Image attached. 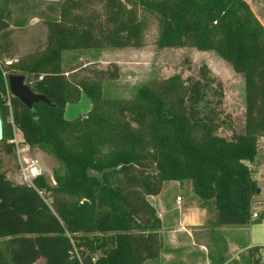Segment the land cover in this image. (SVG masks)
<instances>
[{"label": "trees", "instance_id": "16d2710c", "mask_svg": "<svg viewBox=\"0 0 264 264\" xmlns=\"http://www.w3.org/2000/svg\"><path fill=\"white\" fill-rule=\"evenodd\" d=\"M29 0L0 1V38L15 9ZM40 13L46 46L0 65V114L4 150L12 136L9 119L30 149L56 160V188L42 176L13 185L1 172L0 264H145L161 253L160 221L149 197L167 181H191L200 207L214 214L210 227L246 226L258 195L250 163L264 138V26L246 0H61ZM139 7L160 20L159 48L214 51L244 82V128L229 138L223 91L215 84L211 107L201 108L206 67L198 77L181 75L146 82L132 98L102 97L113 70L86 69L93 77L68 80L59 68L62 52L139 49L144 23ZM56 14V19L51 16ZM51 19V20H50ZM15 23V22H14ZM86 68V67H85ZM84 68V69H85ZM3 74L43 77L31 87L55 106L28 110L7 94ZM90 102L85 115L67 122L64 109ZM9 101L11 114L6 102ZM261 221V220H260ZM250 264H264V246H252ZM263 256V261L260 258Z\"/></svg>", "mask_w": 264, "mask_h": 264}, {"label": "rangeland", "instance_id": "374dc122", "mask_svg": "<svg viewBox=\"0 0 264 264\" xmlns=\"http://www.w3.org/2000/svg\"><path fill=\"white\" fill-rule=\"evenodd\" d=\"M1 1V0H0ZM249 4L253 14L258 18L261 24L264 26V0H246ZM55 4V2H51ZM51 3L43 1L30 0V8L25 12L15 9L13 20H20L27 22L29 17L39 16ZM56 14L51 16V19H56ZM138 18L144 23L143 31V44L139 49L134 48H105V50H70L62 52L61 57L63 61L59 68L60 72L70 81L74 78L77 80L93 77L91 74H87L85 71L88 68H94L97 70L106 69L113 70L112 66L116 65L120 73L118 80H106L102 83V97L113 98V99H124L132 98L139 91L141 86L150 80L166 79L172 76L181 75L182 78L187 77H198L199 69L206 67L209 71V77L214 79L212 84L203 83V94L204 97L202 102L199 104L201 108L211 107L215 101L213 91L215 90V84L220 83L223 91L222 98V111L224 118L228 115L229 122L232 123L231 128H221L218 134L229 138L232 134V130L239 133L244 128V95L245 87L243 78L232 70L231 66L226 63L220 56L214 51H200L196 48H176V49H162L159 48V33H160V20L149 10L139 7ZM50 19V20H51ZM41 20V19H40ZM17 34V41H19V54L17 58L33 52L36 49H44L46 46L44 40V33L36 28L34 32L30 33L26 30H19ZM24 31V32H23ZM27 38L33 39L35 42L30 47L24 48ZM17 61V60H16ZM7 59H3L0 55V65H9L12 62ZM86 67V68H85ZM85 68V69H84ZM258 147L260 152L257 156L261 158L258 162L249 165L253 178L255 179L257 186L258 183L261 185V189H264V138L259 139ZM27 157L31 156L38 159L39 164L43 171V179L53 188H56L57 181L56 175L62 173L60 164L54 160L50 155L42 152L40 149H30L29 154L26 153ZM0 158L2 161L1 172L5 173L6 179L13 185L16 183L12 180L15 172L18 171V161L16 155L13 153L7 154L4 150L3 143H0ZM252 168H251V167ZM175 181H167L163 183L165 190L168 195H175L177 190L167 187ZM177 183L183 185L184 191L193 195V200L199 204V200L193 194V185L191 181L185 180ZM165 184V185H164ZM162 186V188H163ZM182 187V188H183ZM163 188V189H164ZM162 191V190H161ZM179 195V194H177ZM180 196V195H179ZM149 202L155 203V197L151 196L148 198ZM255 208L258 211L260 220H264V197L258 201H255ZM210 221H213L214 214H210ZM258 221V220H256ZM251 228L256 230V235L260 241L264 238V221L258 224H253ZM248 226V225H247ZM246 226V228H247ZM161 251L168 248L169 244L166 239L160 235ZM43 258L38 264L43 263ZM147 263V262H146Z\"/></svg>", "mask_w": 264, "mask_h": 264}, {"label": "crops", "instance_id": "0c3cea01", "mask_svg": "<svg viewBox=\"0 0 264 264\" xmlns=\"http://www.w3.org/2000/svg\"><path fill=\"white\" fill-rule=\"evenodd\" d=\"M35 1L56 3L61 0ZM36 28L44 33L43 38L46 43V26L38 16L29 17L23 24L20 20L9 24L5 29L7 33L0 38V55L3 59H7V63L18 59L20 43L17 41V34L21 32L19 30H26L30 34ZM23 37L27 41L24 48L34 44L35 41L30 36L29 38L26 35ZM259 152L260 149L257 153ZM255 158V161L250 164L261 160L257 155ZM170 184L166 188L176 189V194L168 195L165 186H163L164 189L162 188L160 194L154 196L155 203H152L160 221V235L165 239L167 236L169 246L163 252L161 251L158 258L147 260L145 264H250L249 251L252 246H264V238L260 241L256 230L251 227L264 220L246 225L247 228L246 226L212 228L208 224L209 212L193 200V195L184 191L185 187L181 183ZM258 189L259 194L253 198L251 203V207L254 205V208L255 201L264 197V189L262 191L260 183H258ZM251 207V212H258ZM40 260L35 264H38ZM42 264H44V260Z\"/></svg>", "mask_w": 264, "mask_h": 264}, {"label": "built area", "instance_id": "2783aa9c", "mask_svg": "<svg viewBox=\"0 0 264 264\" xmlns=\"http://www.w3.org/2000/svg\"><path fill=\"white\" fill-rule=\"evenodd\" d=\"M6 84L8 83V78L3 74ZM43 79L42 76L35 78H27L26 84L31 88L35 82L41 81ZM8 88V84H7ZM7 94H9V90L7 89ZM6 105L8 107V110L11 114V106L9 101L6 102ZM10 128L12 129V136L6 140V144L13 148V152L17 157V161L19 164L18 171L15 172L12 180L16 183L15 185H26L34 189L39 195H41V192L38 190V188L35 185V180L43 175V171L41 168V164H39L38 159H35L34 157H27L30 152V147H28L24 143V139L22 137L21 131L16 129V127L13 124L12 118L9 119ZM27 155V156H26ZM179 201V199H178ZM259 218V215L257 212H251L250 221L256 220ZM261 261H263V256L260 258Z\"/></svg>", "mask_w": 264, "mask_h": 264}, {"label": "water", "instance_id": "95a60500", "mask_svg": "<svg viewBox=\"0 0 264 264\" xmlns=\"http://www.w3.org/2000/svg\"><path fill=\"white\" fill-rule=\"evenodd\" d=\"M27 77L24 75H10L8 77V90L14 98L19 100L28 110H33L37 103H43L48 107H54L45 95L34 93L31 88L25 83ZM90 102L85 96L81 95V100L76 103H71L65 107L63 118L67 122H72L77 118L85 115L89 111ZM4 130L2 118L0 114V143L3 140ZM259 194V189L256 191Z\"/></svg>", "mask_w": 264, "mask_h": 264}]
</instances>
